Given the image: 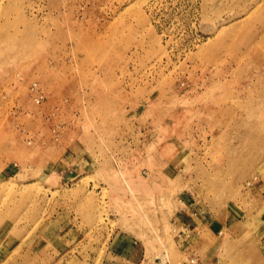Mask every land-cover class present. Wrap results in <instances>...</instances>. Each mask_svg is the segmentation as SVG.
<instances>
[{
	"label": "rangeland",
	"instance_id": "obj_1",
	"mask_svg": "<svg viewBox=\"0 0 264 264\" xmlns=\"http://www.w3.org/2000/svg\"><path fill=\"white\" fill-rule=\"evenodd\" d=\"M264 264V0H0V264Z\"/></svg>",
	"mask_w": 264,
	"mask_h": 264
},
{
	"label": "built area",
	"instance_id": "obj_2",
	"mask_svg": "<svg viewBox=\"0 0 264 264\" xmlns=\"http://www.w3.org/2000/svg\"><path fill=\"white\" fill-rule=\"evenodd\" d=\"M181 264H206V263L197 254H192Z\"/></svg>",
	"mask_w": 264,
	"mask_h": 264
}]
</instances>
